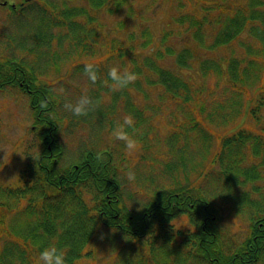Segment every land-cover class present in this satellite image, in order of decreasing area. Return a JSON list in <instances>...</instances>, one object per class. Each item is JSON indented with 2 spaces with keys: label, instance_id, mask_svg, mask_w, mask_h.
Instances as JSON below:
<instances>
[{
  "label": "trees",
  "instance_id": "obj_1",
  "mask_svg": "<svg viewBox=\"0 0 264 264\" xmlns=\"http://www.w3.org/2000/svg\"><path fill=\"white\" fill-rule=\"evenodd\" d=\"M33 1H26L24 5L17 2L15 8L9 6L10 15L20 13L34 18L37 7ZM75 1H79V5ZM129 1L84 0L82 4V0H60L58 25L68 26L75 36L77 29L92 35L96 33L91 29L95 21L91 19L93 12L107 8L111 16L116 14L122 18L124 14L121 9L124 6L131 14ZM193 5L201 6L198 14L190 13L192 16L188 18L179 16L172 20L175 26V23L183 25L186 22L180 27L186 29L181 40L184 46L178 48L175 42H170L176 39L171 29L164 31L158 37L159 45L147 55L146 72L149 75L148 86L156 89L158 98L174 103L176 110L185 114L187 119L173 127L166 141L169 140L174 146H182L191 140L194 142L189 160L184 155L179 158V147H174V153L178 156L174 165L179 162L181 167H188L187 163H190L191 168L195 169L196 161L207 163L203 166L201 178L193 183L184 185L179 182L181 187L178 189L154 190L152 203L140 216L123 204L118 182L111 177L117 172V167L110 170L108 166L112 159L109 150L97 153L89 151L78 163L63 169L58 167L61 151L56 132L58 114L53 110L57 99L48 83L33 72L32 64L21 59L19 62L12 59L2 61L3 55L0 53V91L17 86L20 92L29 95L33 128L39 132L42 141L38 154L29 156L17 172L16 185L1 187L3 192L8 191L13 196V204H5L6 207L0 204V264H22L27 254L31 256L29 263L35 260L37 263L40 252L53 244L64 251L66 264H79L81 260L92 258L96 247L94 242L105 230L111 235L115 234L112 242L119 240L117 260L113 264H264V210L257 209L260 203L252 200V194L248 193L249 189L255 191L264 182V84L256 87L264 73V0H193ZM47 6L51 11L48 1ZM86 13L91 16L80 17V14L85 16ZM40 14L50 15L46 10ZM40 19L43 20L42 17ZM40 19L35 21L36 25H40ZM74 23H78L79 27L72 28ZM45 24L47 27L49 23ZM104 36L107 40L109 35ZM133 36L129 29L123 40L117 39L123 42V46L134 41V46L140 45L145 49L149 44L153 45L157 38L151 32L141 34L143 41ZM53 37L46 29L37 34L36 39L39 45H42V40L46 48L42 46L48 49L45 38ZM56 38L60 43V37ZM95 45L94 38H75L70 46L80 48L81 55H91V52H95ZM126 47L121 50L125 51ZM223 47L232 49L229 53H222ZM238 48L242 56L238 54ZM49 51H52V56L59 57V63L62 61L54 47ZM165 57L173 60L171 69L159 63ZM22 68L24 73L21 75ZM78 68L84 72V67ZM185 69L192 70L197 77L216 75L221 78L223 100L214 97L210 103L212 107L203 108L205 104L201 103V99L205 90L203 86L190 84L193 80L185 77ZM17 73L20 81L12 82ZM148 86L146 82H136L137 91L144 92L145 87L150 95L151 90L146 88ZM129 88L131 85L122 93L125 95ZM260 89L248 107V114L255 124L253 128L246 126L233 134L214 138L201 123L189 125L195 119L193 117L205 113V119L210 124L232 126L241 119L251 92ZM42 100L48 103L46 109L40 107ZM191 103H197L193 111L184 108ZM154 110L164 111L158 100L150 109ZM192 112L196 116H192ZM127 131L134 132V128ZM214 139L218 147L216 145L214 152H211ZM98 153H102L99 161L96 159ZM167 165L173 170L174 165ZM213 172L216 173L213 184L222 182L227 193L232 194L237 211L243 208L237 198L243 205H248L246 213L249 225L240 243L232 248H228L222 239L220 207L214 200L208 199L207 192L202 189L210 182L209 176ZM176 184L177 181H174L173 185ZM40 190L44 192L37 207L32 199ZM194 190L197 191L196 195L192 192ZM92 191L96 194L89 195ZM211 194L215 197L214 193ZM10 214L16 217L11 227L6 225ZM179 217L187 219L189 229L187 226H174L172 221ZM13 236H17L15 241H11ZM88 246L90 249L86 251ZM8 247L13 250H8Z\"/></svg>",
  "mask_w": 264,
  "mask_h": 264
},
{
  "label": "rangeland",
  "instance_id": "obj_2",
  "mask_svg": "<svg viewBox=\"0 0 264 264\" xmlns=\"http://www.w3.org/2000/svg\"><path fill=\"white\" fill-rule=\"evenodd\" d=\"M47 1L50 3L51 11L47 6ZM47 1L40 0L36 5L37 15L32 20L23 18L21 24L17 23L16 20H10L8 17L9 11L6 8V10L0 9V47H2L0 53L3 55L2 61L12 59L19 62L21 59L32 64L33 72H36L39 79H44L48 83L55 100L58 99L56 100V107L55 103L53 106V110L56 112L57 109L60 116L56 128L57 143L61 149L58 167L63 169L71 164L78 163L83 158L82 156L89 151L97 153L109 150L112 153V159L108 166L110 170L117 167V172L111 174V177L118 182L123 204L128 210L134 213L137 212L139 216L152 203L155 196L153 194L154 190L178 189L181 187L180 183L186 185L200 179L203 166H206L207 162L196 161L195 169L191 168L190 163H187L188 167L186 165L181 167L179 162L175 163L176 166L174 165V162L178 160L177 154L174 153V147H179V149L177 148L179 158L180 155H184L189 160L192 152L191 145L194 142L191 140V142L182 146H178V144L174 146L173 143L168 142L169 140L166 141V137L171 133L173 127L179 122H184L186 117L185 114L176 110L174 103L161 101L156 94V89L148 86L147 78L149 75L146 72V58H148L147 55L152 52L153 48L159 45L158 37L167 29H171L177 39L170 40V42H175L178 48H182L184 44L181 40L185 36L186 29L180 27L184 26L186 22L183 25L174 22L175 26L172 20L174 21L179 16H187L188 18L192 16L190 13L198 14L201 6L193 5V0H130L129 4L131 6L128 4V8H132L131 14L124 6L123 10L121 9L122 14H124L122 18L117 17L116 14L111 16L107 8H103L99 12H93V16L88 13L85 16L80 14L83 19L91 16V19L95 20L91 24V29L96 33L89 35L87 31L83 32L82 29H77V35L75 36L68 26L60 27L58 25V15L61 13L58 4L60 0ZM75 2H78L79 5V1ZM83 3L84 0H82ZM69 4H72V2H69ZM74 6H77V4ZM43 10L50 13L48 23L53 30L49 29L48 31L54 35L53 38H45L47 45H49L48 49H44L42 45H34V38L32 37L34 34L30 32V29L34 27L33 21L40 19L42 16L40 12H43ZM83 19H79V21ZM38 23L40 25L37 27L44 30L46 27L45 21L40 19ZM169 23L170 25H168ZM76 27H79L78 23H74L72 26V28ZM129 29L134 34L133 37L140 41H143L141 36L143 32H151L154 36L157 35L155 44L152 45L151 43L145 49H142L140 45L138 47L134 46V41L129 43L126 39L128 45L126 44L127 47L123 46V42L117 38L123 40ZM104 35H109L107 40ZM56 36L60 37V43L57 41ZM75 38H94L96 42L95 52H91V55H81L80 48H71L70 46ZM137 44L139 43L137 42ZM51 47L58 51L62 60L60 63L59 57L52 56V51H49ZM123 47H126L125 51L121 50ZM228 48L232 49L231 47ZM230 49L223 47L221 51L222 53H229ZM238 54L243 55L240 49ZM85 62L96 65L98 74L101 77V80L96 84H92L84 72H81L78 68L79 66L84 67ZM159 63L168 69H171L174 65L173 60H170L169 57H165ZM113 66L119 67L121 70L137 71L138 79L136 82H144V84L146 82L148 86L146 88L151 90V94L146 93L145 87H143L144 92L137 91L136 82L131 84L129 92H126L125 95L122 93L123 90L112 92L104 86L102 81L107 78L108 70ZM22 70L23 68L20 71L21 75L24 73ZM183 74L193 80L190 84L194 85L195 83L203 86L205 90L201 99V103L205 104L203 108H211L210 103L214 97L223 100L224 95L220 88L223 85L221 78L219 79L216 75L204 76V78L197 77L192 70L186 69L183 70ZM15 81H20L19 73L14 75L12 82ZM263 84L264 73L256 87L260 88ZM254 85L255 83H253ZM61 88L63 92L58 91ZM259 91L261 89L251 92L244 106L246 109H248L250 101ZM84 94H87L95 105L87 116L77 117L64 108V104L75 103ZM28 96L20 92L17 86H9L0 91V204L2 207H6L5 204L12 205L13 196H10L8 191L3 192L1 187L16 185L17 176H19V173H17L19 165L26 161L29 156L37 155L42 147L39 132H35L34 128L30 129L34 119L29 108ZM157 100L159 105H162L164 111H161L163 112L159 110L150 111ZM96 101H99L98 105H96ZM132 103V108H135V110L131 108ZM196 104L191 103L184 106V108L193 111L197 107ZM191 114L196 116L193 112ZM127 116H131L135 122L134 132L129 133L138 142V149L133 153H127L124 145L112 138L113 129L122 123ZM193 118L195 119L191 120L189 125H200L201 123L213 137L220 136L227 131L222 126L210 124L205 119V113ZM241 126H247L248 128L255 126L248 113H244L240 120L234 122L228 128L229 130H236ZM142 133H145V135ZM216 145L214 141L211 152H214ZM167 163L170 166L174 165L173 170ZM128 170L134 171L136 176L134 182L127 180L125 174ZM175 171L177 172L175 173ZM209 180L212 181V179ZM174 181H177L176 185H173ZM206 184L202 187L207 192L206 196L208 199L214 200L221 209L222 222L220 228L223 242L228 248H232L240 243L244 230L249 225V219L247 213H245L248 205H243L240 198H237L243 206L240 211H237L236 205L232 201V194L227 193L222 182H219L216 186L209 182ZM197 185L199 186V184ZM43 192L40 190L33 196L32 201L37 207L41 203ZM192 192L194 195L197 194L195 190ZM211 192L215 194V197ZM248 193L252 194V200H257L260 203L257 209L264 210V182L262 181L260 188L255 191L249 189ZM95 194L92 191L89 195ZM21 204L22 202L18 205L19 209ZM7 220L9 221L6 225L11 227L15 223L16 217L10 214ZM172 223L176 228L187 226V229H189L188 227H190L187 219L182 217L173 220ZM105 231L98 235L94 242L96 247L92 254L93 259L81 260L79 264H113L117 260L116 252L119 240L112 242L115 234L111 235V233ZM16 238L17 236H13L11 241H15ZM7 249L13 250L12 247ZM31 249L33 248L31 247ZM87 249L89 250L90 246L86 248V251ZM30 258L31 256L27 254L26 261L22 264H37L36 260L29 263Z\"/></svg>",
  "mask_w": 264,
  "mask_h": 264
},
{
  "label": "clouds",
  "instance_id": "obj_3",
  "mask_svg": "<svg viewBox=\"0 0 264 264\" xmlns=\"http://www.w3.org/2000/svg\"><path fill=\"white\" fill-rule=\"evenodd\" d=\"M84 74L92 84H96L101 80L94 63L85 62ZM137 79L136 73L128 69L121 70L119 67L113 66L108 70L107 78L104 79L102 83L112 92H118L134 84ZM109 81H111V83H109ZM58 91L63 92V89L61 88ZM98 104L99 101H96V105ZM94 106L93 100L87 94L81 95L75 103L64 104V108L77 117L87 116ZM40 107L46 109L48 107L47 101H40ZM134 124L133 118L127 116L124 118L123 122L118 124L112 131V138L115 141L121 142L127 153H133L138 149V142L127 131L128 128H134ZM96 159L98 161L101 160L102 153H98ZM125 175L129 182H134L136 179L135 173L132 170H128ZM37 264H66V256L63 250L58 249L53 244L40 252Z\"/></svg>",
  "mask_w": 264,
  "mask_h": 264
},
{
  "label": "flooded vegetation",
  "instance_id": "obj_4",
  "mask_svg": "<svg viewBox=\"0 0 264 264\" xmlns=\"http://www.w3.org/2000/svg\"><path fill=\"white\" fill-rule=\"evenodd\" d=\"M26 1L30 2V0H0V9H4L6 6H12L15 8L17 2H19L20 5H24Z\"/></svg>",
  "mask_w": 264,
  "mask_h": 264
}]
</instances>
